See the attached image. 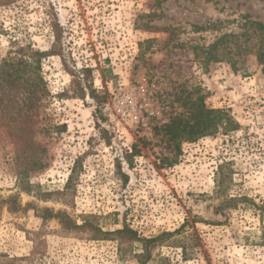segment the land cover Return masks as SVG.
Instances as JSON below:
<instances>
[{
  "label": "rangeland",
  "instance_id": "1",
  "mask_svg": "<svg viewBox=\"0 0 264 264\" xmlns=\"http://www.w3.org/2000/svg\"><path fill=\"white\" fill-rule=\"evenodd\" d=\"M244 15L264 23V0L0 5V60L14 41L49 50L57 20L68 68L92 67L93 85L107 97L100 111L89 95L59 97L73 76L52 55L42 65L51 97L40 116L17 129L0 118V201L16 195L26 208L1 205L0 264H138L139 245L65 232L58 220L37 216L38 207L65 209L80 224L90 218L104 231L127 225L142 237L184 224L175 238L187 252L168 243L155 251L173 263L264 264V75L253 56L235 71L194 49L241 32ZM194 90L240 127L178 151L155 128L183 112L180 98ZM242 198L249 201L226 205Z\"/></svg>",
  "mask_w": 264,
  "mask_h": 264
},
{
  "label": "trees",
  "instance_id": "2",
  "mask_svg": "<svg viewBox=\"0 0 264 264\" xmlns=\"http://www.w3.org/2000/svg\"><path fill=\"white\" fill-rule=\"evenodd\" d=\"M11 2L13 0H0V5H7ZM242 18L241 32L224 34L213 43L207 46L197 45L194 46V49L198 51V55L204 54L208 62L227 61L235 71L239 70V63H244L246 57L253 56L261 66L264 75V23L252 18L250 15H244ZM51 26L53 41L49 50H41L30 43L14 41V47L0 60V118L6 117L7 122L13 123L10 125L11 128L17 129L18 122L22 125L21 123L27 121L28 118L39 117L47 100L51 97L50 90L42 74V65L43 61L52 55L60 56L64 66L73 76L72 89L64 91L59 97L68 96L71 93L84 99L89 95L96 101L98 111L107 101V97L93 85L94 69L92 67L68 68L64 29L57 20L52 22ZM194 28L201 31L205 27L195 25ZM151 42L152 40H146L141 42L140 46L143 47ZM194 95L197 96L194 97ZM180 99L184 111L176 113L166 123L155 128L156 132H162L168 143L173 144L178 151L183 142H192L201 137L221 132L228 133L240 127L228 110L208 108L204 96L199 90H194L193 93L189 92ZM24 127L27 128L28 126ZM65 127L63 125L59 129ZM103 130L105 131L104 128ZM31 147H33L32 141ZM127 159L128 163H131L132 160ZM72 183L73 175L71 174L65 185L66 191L71 188ZM62 193L64 194V192ZM244 201L249 200L248 198L230 199L226 205H236ZM17 203V196H10L0 201V210L2 204L7 205L11 212L26 209ZM36 215L44 221L58 220L62 229L68 233L90 231L101 236H116L121 244H123V241H128L139 245L141 252L135 253L138 264H177L173 263L170 258L157 255L155 251L167 243L176 245V247L181 245L180 239L177 240L175 237L181 234L185 226L183 224L174 231H163L154 236L142 237L127 225L114 231H104L90 218H84L83 223L80 224L65 209L55 211L47 207H38L36 208ZM180 247L184 253L188 251L186 245L183 244Z\"/></svg>",
  "mask_w": 264,
  "mask_h": 264
}]
</instances>
